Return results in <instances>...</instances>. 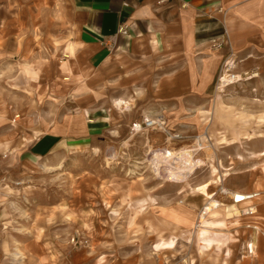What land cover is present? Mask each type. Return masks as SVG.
Here are the masks:
<instances>
[{"label": "rangeland", "instance_id": "1", "mask_svg": "<svg viewBox=\"0 0 264 264\" xmlns=\"http://www.w3.org/2000/svg\"><path fill=\"white\" fill-rule=\"evenodd\" d=\"M67 11L0 0V264H264L214 195L264 160V49L72 69Z\"/></svg>", "mask_w": 264, "mask_h": 264}, {"label": "crops", "instance_id": "2", "mask_svg": "<svg viewBox=\"0 0 264 264\" xmlns=\"http://www.w3.org/2000/svg\"><path fill=\"white\" fill-rule=\"evenodd\" d=\"M66 5L73 37L64 51L72 69H99L116 59L137 64L168 49H264V0H66ZM212 40L223 46L213 47ZM209 83L202 76L198 85ZM88 130L84 125L77 135L84 139ZM60 135L51 133L53 146ZM250 170L258 175L253 184L233 190L261 192L253 219L264 229V160ZM252 237L264 247L259 236Z\"/></svg>", "mask_w": 264, "mask_h": 264}, {"label": "built area", "instance_id": "3", "mask_svg": "<svg viewBox=\"0 0 264 264\" xmlns=\"http://www.w3.org/2000/svg\"><path fill=\"white\" fill-rule=\"evenodd\" d=\"M126 5V3H123ZM120 32L123 34H126L125 27L120 29ZM213 47L218 48L221 43L212 40ZM156 120L151 119H145L144 125L146 127L157 125ZM240 194V195H239ZM214 195H218L221 197V199L217 200V207L225 205V202H230V204L236 205L238 209V215L236 217L239 218H245V221L243 222V228L246 230L245 232L249 234V236L256 235L259 236L262 239V242H264V229H262L259 225V223L253 219V215L257 214V205L255 204V200L258 199L259 191H239V190H233L231 188H228L224 186L221 183L218 184L216 191L214 192ZM205 211V206L202 207V210L200 211L199 218L202 217V215L208 214V212ZM246 247L248 249L249 253H252L254 247H252V242H249L246 244Z\"/></svg>", "mask_w": 264, "mask_h": 264}, {"label": "bare ground", "instance_id": "4", "mask_svg": "<svg viewBox=\"0 0 264 264\" xmlns=\"http://www.w3.org/2000/svg\"><path fill=\"white\" fill-rule=\"evenodd\" d=\"M254 75H256V74H253L252 76H254ZM120 104V103H119ZM260 155H262V156H264V151H262V152H260ZM187 156H188V153H187ZM186 157V156H185ZM189 158V157H188ZM185 159H187V158H185ZM187 162V161H186ZM183 163V162H182ZM186 165V164H185ZM183 166V165H182ZM181 166V167H182ZM185 167V166H184ZM179 171H180V169H178ZM188 171V170H187ZM186 172V171H185ZM260 194H261V192L259 191V196H258V199H259V197H260ZM240 195V194H239ZM205 212H208L211 216H214V214H217V212L215 211V210H207V211H205ZM201 219H202V224L203 223H208L207 221H206V217H204V215H202V217H201ZM202 224H201V226H202ZM203 232H206L204 229H202L201 230V233H203Z\"/></svg>", "mask_w": 264, "mask_h": 264}]
</instances>
